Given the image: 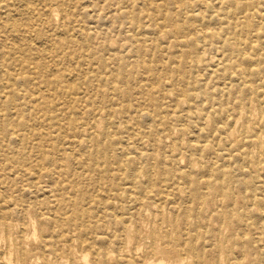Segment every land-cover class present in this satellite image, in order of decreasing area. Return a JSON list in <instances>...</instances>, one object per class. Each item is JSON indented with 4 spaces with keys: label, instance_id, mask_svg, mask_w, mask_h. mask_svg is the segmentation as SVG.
Wrapping results in <instances>:
<instances>
[{
    "label": "rangeland",
    "instance_id": "obj_1",
    "mask_svg": "<svg viewBox=\"0 0 264 264\" xmlns=\"http://www.w3.org/2000/svg\"><path fill=\"white\" fill-rule=\"evenodd\" d=\"M48 1L0 29L1 264H264V0Z\"/></svg>",
    "mask_w": 264,
    "mask_h": 264
},
{
    "label": "bare ground",
    "instance_id": "obj_2",
    "mask_svg": "<svg viewBox=\"0 0 264 264\" xmlns=\"http://www.w3.org/2000/svg\"><path fill=\"white\" fill-rule=\"evenodd\" d=\"M17 1V2H16ZM24 2L23 3H25V4H29L28 2H26V0H23ZM55 1H57V0H50V1H48V3L47 2H44L45 4H46V6H48L49 7V9H51V10H53V9H56V5H57V3H54ZM62 2H65L66 0H61ZM158 1H160V0H139V2H140V4L142 5V6H149L152 2H158ZM161 4H160V7H159V9H164V7H166L167 5H168V3H169V1L168 0H161ZM159 3V2H158ZM218 3V2H217ZM27 5H24V6H26L27 7ZM219 7V6H218ZM12 8H14V17H17V16H19V0H0V14L2 13V15H3V17H2V15H0V29H2V28H9V29H7V30H10V31H8L13 37H14V39H17V40H19V38H23V39H27L28 40V37H26V34L27 33H29V29H31L32 28V25L33 24H26L24 27H19V24H16V23H12V26H9V25H7L6 24V21H7V17L9 16V13L10 12H12L13 10H12ZM23 8V7H22ZM21 8V9H22ZM257 8V7H256ZM25 9H27V8H25ZM46 10V9H45ZM53 11H56V10H53ZM159 11V10H158ZM254 11V10H253ZM243 13V12H242ZM245 13V12H244ZM243 13V14H244ZM212 14V13H211ZM192 15V14H191ZM242 15V14H241ZM4 18H5V20H4ZM192 18V17H191ZM202 19V18H201ZM209 19V18H208ZM236 19V18H235ZM234 19V20H235ZM193 20V19H192ZM237 20V19H236ZM235 20V21H236ZM201 21V23L203 22L202 20H200ZM209 21V20H208ZM207 21V22H208ZM75 23H77V21L75 20L74 21ZM200 23V24H201ZM199 24V25H200ZM249 27V26H248ZM200 28V27H199ZM252 29V28H251ZM24 30H27V31H24ZM199 30V29H198ZM83 31H84V27H82V25L80 24V25H78L77 26V28L76 29H71V35L72 36H76V35H81L82 33H83ZM175 31V30H174ZM174 31H173V33H174ZM183 31V29H180V32H182ZM202 31V29L200 30V32ZM70 32V31H69ZM176 32H178L179 33V30H176ZM51 40V39H50ZM79 39L77 38V37H75V38H73L72 39V41L74 42V45H76V44H78L77 43V41H78ZM33 41H35L34 39H33ZM172 41V40H171ZM2 43H4V40L2 39V38H0V44H2ZM165 45V44H164ZM167 45V44H166ZM79 46V45H78ZM78 46H76V48L78 47ZM165 47V46H164ZM165 49V48H164ZM196 49V48H195ZM13 50L14 51H16L17 49H15V48H13ZM45 50V49H44ZM238 51V50H237ZM198 53L199 54H203L204 53V50H202V49H199L198 50ZM217 55V54H216ZM81 57V56H80ZM213 57V56H212ZM222 58V57H221ZM166 60V59H165ZM249 71H250V69H249ZM68 79V78H67ZM65 82V81H64ZM227 82H229V81H227ZM238 83V82H237ZM246 87V86H245ZM249 88V87H248ZM230 89V88H229ZM82 91V90H81ZM155 98V97H154ZM255 98V97H254ZM258 101V100H257ZM260 101V100H259ZM235 103V102H234ZM255 103V102H254ZM261 107H262V105H261ZM264 108V107H263ZM12 112V111H11ZM14 112V111H13ZM122 112H123V114H125V117H127V119H129V115H128V111L127 110H125V109H122ZM14 114V113H13ZM13 114H11V115H13ZM230 114V113H229ZM6 115V114H5ZM109 116H111V115H109ZM219 116V115H218ZM235 116V115H234ZM258 116H259V114H258ZM151 117V116H150ZM0 121H2V120H0ZM234 121V120H233ZM232 121V122H233ZM159 125V124H158ZM212 127V126H211ZM257 127H259V126H257ZM256 128V127H255ZM162 129V128H161ZM202 129V128H201ZM200 129V130H201ZM257 130V129H256ZM260 130V129H259ZM153 133V132H152ZM152 133H150V135L152 136ZM199 133V132H198ZM193 138V137H192ZM223 141V140H222ZM149 144V143H148ZM226 148H229V147H226ZM68 149V148H67ZM213 149H215V148H213ZM69 150V149H68ZM167 150V149H166ZM165 150V151H166ZM91 161H93L94 159L93 158H89ZM214 159V158H213ZM9 163V162H8ZM138 165V164H137ZM250 171V170H249ZM228 173V172H227ZM255 180V179H254ZM252 182H253V179H252ZM0 183H3L1 180H0ZM179 184V183H178ZM181 184V183H180ZM179 184V185H180ZM221 185V184H220ZM223 185H225V184H223ZM255 185V184H254ZM201 186V185H200ZM25 189V188H24ZM184 189V188H183ZM46 190V189H45ZM185 190V189H184ZM155 191V190H154ZM165 191H167V190H165ZM47 194V193H46ZM45 194V195H46ZM49 195V194H48ZM47 195V196H48ZM177 195H178V193H177ZM117 198V197H116ZM113 199H115V196H113ZM117 200V199H116ZM260 200V199H259ZM114 201V200H113ZM112 201V202H113ZM261 201V200H260ZM9 200L8 201H4V204H3V207H1V209H0V211L1 210H4V209H8V206H9ZM113 207V206H112ZM111 208V207H110ZM128 208V207H127ZM11 209H12V207H11ZM2 212V211H1ZM9 212V211H8ZM110 213V212H109ZM108 213V214H109ZM181 213V212H180ZM3 214H5V213H3ZM51 215V214H50ZM107 215V214H106ZM41 217H43V216H41ZM10 218V217H9ZM257 218V217H256ZM255 218V219H256ZM258 219V218H257ZM6 220H7V218L6 217H4V216H0V221H3V222H6ZM205 236V235H204ZM199 237V236H198ZM205 243V242H204ZM203 243V244H204ZM264 250V249H263ZM261 254V253H260ZM84 258V257H83ZM82 258V259H83ZM85 260V259H84ZM82 261V260H81ZM0 264H1V261H0ZM83 264H84V262H83Z\"/></svg>",
    "mask_w": 264,
    "mask_h": 264
}]
</instances>
